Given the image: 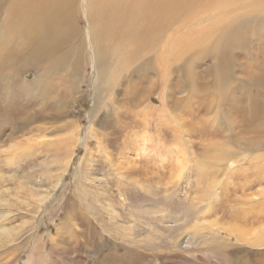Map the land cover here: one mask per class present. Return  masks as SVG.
Segmentation results:
<instances>
[{
  "label": "rangeland",
  "instance_id": "1",
  "mask_svg": "<svg viewBox=\"0 0 264 264\" xmlns=\"http://www.w3.org/2000/svg\"><path fill=\"white\" fill-rule=\"evenodd\" d=\"M261 2L187 0L163 38L169 55L148 56L138 74L120 48L114 82L81 2L47 71L30 70L7 96L0 87V264H264V133L250 131L246 101L216 100L224 89L198 109L188 88L223 76L211 58L171 56L206 22L264 14ZM215 29L185 53L209 45L226 82L252 91L246 70H257L264 26L226 56Z\"/></svg>",
  "mask_w": 264,
  "mask_h": 264
},
{
  "label": "bare ground",
  "instance_id": "2",
  "mask_svg": "<svg viewBox=\"0 0 264 264\" xmlns=\"http://www.w3.org/2000/svg\"><path fill=\"white\" fill-rule=\"evenodd\" d=\"M83 1L87 2V0H11L5 3L4 12L7 13L5 17L0 18V82H2L0 87L3 96H7L10 84L29 82L27 74L30 70L47 71L51 59L57 56V53L64 48L67 39L71 38L69 28L73 23L74 11L79 9ZM186 1L90 0V8L86 6L85 12L90 28L89 35L96 54L102 57L105 66L111 67L110 64L113 62L115 64L119 59L124 58L122 51L119 50L123 48L129 61L139 63L138 74H143L142 67L151 63L148 56L163 55L164 59V56L169 55L168 51L164 53L167 44H163V38L169 35L171 23L182 15ZM256 1L258 3L263 1L260 7L264 6V0ZM211 25L216 26L213 30V46L217 44L219 37L226 34L227 41L223 37L226 43L222 47L223 55L226 56L231 53L234 46L242 47L243 43H249L252 39H249L251 33L258 35L260 28L264 26V14H246L234 20L222 18L218 21L206 22L205 26L200 25L201 27L187 35L190 40L186 45L176 46L172 50L174 53L171 52L173 60L182 64L185 63L186 55H189L186 60L189 63H192L193 56L202 59L211 58L213 62L208 68L209 72L219 69L223 75V81L215 77L213 82H193L195 85L188 88L189 92H194L193 96L201 98L198 109L204 107L207 111L210 108L213 100V96L209 93L210 88H215L219 92L224 89V96L219 95L216 100L222 99L235 105L246 101L242 112L247 115L246 120L252 124L250 131L264 133V35L262 34L260 49L257 51L260 59L255 61L258 66L256 72L246 70V76L250 81L247 83L253 90L239 91L244 82H237L233 86L231 82H226L231 74L225 66H222L220 57L212 53L209 45L192 50V54L185 53L191 51L192 40L199 39L201 32ZM94 31L95 33L91 34ZM112 44L115 45L114 48ZM114 64L108 69L107 82H114L111 74L116 75ZM171 72L172 70L168 71L169 74ZM32 82H40V75ZM45 82H53V80L46 78ZM233 90L237 92L234 97H232ZM161 102L162 105L165 104L163 98ZM147 107L151 111L157 109L149 104ZM218 119L223 120L225 129L228 131L232 129V124L226 122L222 115ZM183 131L194 134L189 129L181 130L182 133ZM145 135L151 136L147 132ZM262 145L264 146V141Z\"/></svg>",
  "mask_w": 264,
  "mask_h": 264
}]
</instances>
